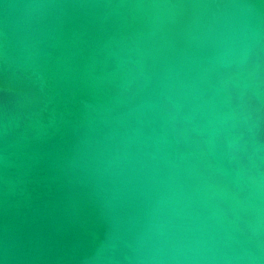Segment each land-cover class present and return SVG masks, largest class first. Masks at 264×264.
<instances>
[{
	"label": "water",
	"instance_id": "1",
	"mask_svg": "<svg viewBox=\"0 0 264 264\" xmlns=\"http://www.w3.org/2000/svg\"><path fill=\"white\" fill-rule=\"evenodd\" d=\"M0 264H264V0H0Z\"/></svg>",
	"mask_w": 264,
	"mask_h": 264
}]
</instances>
